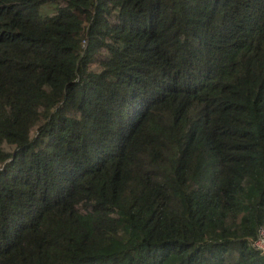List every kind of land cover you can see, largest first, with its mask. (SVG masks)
Listing matches in <instances>:
<instances>
[{"label": "trees", "instance_id": "1", "mask_svg": "<svg viewBox=\"0 0 264 264\" xmlns=\"http://www.w3.org/2000/svg\"><path fill=\"white\" fill-rule=\"evenodd\" d=\"M264 0H0V264H264Z\"/></svg>", "mask_w": 264, "mask_h": 264}, {"label": "built area", "instance_id": "2", "mask_svg": "<svg viewBox=\"0 0 264 264\" xmlns=\"http://www.w3.org/2000/svg\"><path fill=\"white\" fill-rule=\"evenodd\" d=\"M250 245L264 257V226L258 228L256 237L250 241Z\"/></svg>", "mask_w": 264, "mask_h": 264}, {"label": "clouds", "instance_id": "3", "mask_svg": "<svg viewBox=\"0 0 264 264\" xmlns=\"http://www.w3.org/2000/svg\"><path fill=\"white\" fill-rule=\"evenodd\" d=\"M261 226H264V225H261ZM259 227H260V226H259ZM259 227H258V228H259ZM257 230H258V229H257ZM256 234H257V232H256ZM255 237H256V236H255ZM255 237H254V238H255ZM254 238H252V239H254ZM252 239L249 240V244H250V241H251ZM250 246H251V245H250ZM253 249H254V248H253ZM256 251H257V250H256ZM257 252H258V251H257ZM258 253H259V252H258ZM262 257H263V256H262Z\"/></svg>", "mask_w": 264, "mask_h": 264}]
</instances>
